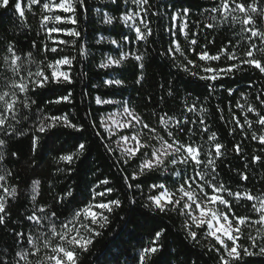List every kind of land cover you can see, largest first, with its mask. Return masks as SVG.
Returning a JSON list of instances; mask_svg holds the SVG:
<instances>
[{
  "label": "trees",
  "instance_id": "1",
  "mask_svg": "<svg viewBox=\"0 0 264 264\" xmlns=\"http://www.w3.org/2000/svg\"><path fill=\"white\" fill-rule=\"evenodd\" d=\"M15 2L16 0H10L6 9L0 8V93L9 91V85L17 79L4 60L9 55L6 47L9 42L15 45L17 54L21 56L23 70L20 76H26L28 71L35 72L37 65L43 67L47 61L64 55L75 59L71 66H63L65 71L70 72L72 81L70 84H61L55 89V94L51 86L30 90L27 96L36 103L27 109L18 103L15 121L9 115V124L15 125L17 134L5 136L0 133V138L6 140V144L0 147L4 154V159L0 160V174H4L5 170L12 173L5 181H0V184H4L9 191L13 187L17 189L14 196H8L0 190V195L5 196L4 203L8 213L6 224L0 225V260L6 264H15L16 260L20 259L16 256L17 252L32 251L31 246L24 240L17 241L14 235L17 232L29 234L45 231L46 235H51L46 229L36 226L34 221L26 220V215L31 214L34 207L45 206L50 211H55L63 220L70 217L72 211L83 202L91 200L90 190L95 184L108 179L107 187L115 190L108 199L118 198L122 206L108 214L109 223L105 228L99 229L101 235L95 238L90 250L79 256V264H138L139 251L148 245L154 232L161 229L164 230L159 241L162 248L153 254L150 264H219L218 253L213 247L215 241L205 235L206 226L201 230L192 225L191 230L197 232V238L193 240L189 237V229L186 227V220L191 224L190 219L175 211L161 213L144 207L146 197L156 194L154 190L150 191L151 184L163 182L170 191H174L178 186L180 178L172 175L173 166L169 164L167 171L161 168L158 172L146 173L139 176L135 182L130 180L133 187H126L122 176H130L134 171H138L140 154L124 164L123 154L114 142L115 137L105 131L101 121L106 113L122 106V102H128L142 118L143 123H147L150 128H156L157 132L167 139L163 126L159 124V116L167 113L168 116L182 119L187 115L190 120L202 117L210 129L209 133L204 134L199 123L189 124L186 129L193 128L194 131L188 133L185 130L183 133H177L176 138L183 142L194 141L207 151L211 143L207 142V136L215 133L217 142L224 146L223 156L215 161L217 181L230 187L233 192L247 191L264 199V162L254 163L251 160L253 155H259L264 159V146L258 140L251 139L252 133L264 134V129L255 123V113H247L236 106L239 102L246 109L248 104H252L257 111L264 112V106L256 100L257 95L264 93V74L254 67L242 65V70L224 75L213 82L214 86L210 92L207 87L208 81L192 76L180 67L185 62V56L202 67H226L231 63L223 55L218 61H200L194 52L188 51L190 47H194L196 52L207 50L210 55H216L220 49L227 47L241 58L251 43H255L257 48L264 47L259 38H252L250 41V32L244 30L251 27L264 32V16L257 17L249 12L254 16L255 22L245 26L240 22L244 15L239 11L232 12V16L237 18L235 22L231 17L225 22L220 14L212 12L216 0H150L148 19L153 34L147 41H135L134 33L119 19H114L111 24L103 22L104 13L119 17L125 7L134 6L113 3V0H86L85 8L77 11L76 25L71 23L60 25L65 29L75 28L81 36L72 37L66 32L53 34L58 40L68 41L67 44L56 45L61 49L57 55L42 50L44 43L49 47L54 45L47 39L39 24L40 9L33 6L29 11L26 7L27 0H20L22 5H25V16L22 18L14 11ZM243 2L251 3L252 0ZM257 3L264 8V0H257ZM185 8L190 10L186 29L188 37L186 38L176 28H172V32H175V37H172L169 32L172 23L170 17ZM98 9L100 11H97ZM57 14L69 15L60 12ZM183 22L184 17L181 16L177 27ZM207 24L214 27L206 28ZM123 35H128L132 42L120 45L111 43L112 39L120 41ZM173 38L180 43L184 56L165 54ZM191 39L197 40L195 46L189 44ZM81 45L85 48L84 54L79 52ZM122 51L145 55L144 79L141 84L136 83L141 74L139 62L132 57L119 66L100 67L108 56L118 58ZM28 53H31L30 58ZM256 58L264 59V53L257 52ZM189 67L192 71H199L198 68ZM108 79H122L124 85L108 86L104 83ZM228 89L235 91L229 94ZM69 92L71 93L69 101L49 103L55 99L56 94L67 95ZM241 93L244 94L243 97ZM96 97L112 100L114 103L97 104ZM192 105H197V110L187 112L186 106ZM201 107L205 111L201 112ZM233 112L241 119V123L243 117L247 115L248 119L253 121L252 128L248 129L245 125L243 131L233 132L234 125L231 122ZM65 113L73 123L82 124L83 130L77 132L71 128L57 126L45 133H36L39 136V143L33 151L32 135L38 122L37 118L42 115L59 116ZM8 131L11 133L13 129L8 128ZM143 134L145 143L150 145L156 143L148 129H143ZM79 142L86 144V150L78 160L71 165L57 162L61 154L73 151V146ZM106 144L113 151H109L105 147ZM236 144L241 145L242 154L234 151ZM12 153L16 155L13 156ZM69 167L70 172L67 171ZM183 167L181 165L179 169L182 170ZM240 173L247 175V180H242ZM35 180L40 181V184L35 193L36 200L33 201L32 182ZM137 184L139 188L135 186ZM69 190L73 192V196L66 198L62 203L57 202V197L63 196ZM99 190L102 191L103 188ZM129 197L135 199V204L130 203ZM225 198L232 203V211L236 215L256 218L251 211L252 202L227 196ZM255 203L259 205V199ZM218 207L220 211H224L222 205ZM242 227L243 235L238 243L247 247L250 245L247 235H256V228L259 225ZM55 243L53 240V244ZM250 250L258 251V248ZM49 252L50 250H45L41 246L40 253L30 255L28 260L31 264H38V261ZM21 264L25 262L21 261ZM241 264H264V255L244 256Z\"/></svg>",
  "mask_w": 264,
  "mask_h": 264
},
{
  "label": "snow or ice",
  "instance_id": "2",
  "mask_svg": "<svg viewBox=\"0 0 264 264\" xmlns=\"http://www.w3.org/2000/svg\"><path fill=\"white\" fill-rule=\"evenodd\" d=\"M113 3H123V5L134 6L125 7L119 17H114L108 13L103 14V22L111 24L114 19H119L126 25L133 33L135 41H147L148 37L153 34L150 27L149 8L150 0H113ZM10 4V0H0V8H7ZM86 0H27L26 7L30 11L33 6L40 9L39 24L47 35V39L53 42L52 47H49L47 43L42 44V50L47 53L59 55L61 49L56 45L67 44L66 40H58L53 36L54 33L66 32L67 35L79 38L81 33L75 28L65 29L60 27L61 24L71 23L76 25L78 22L77 11L78 9H84ZM14 11L18 13L20 17L25 16V5H22L20 0H16L14 3ZM97 11H100L99 9ZM189 9H182L180 13H173L170 17L171 27L169 32L172 37H175V32H172V28H176L186 38L188 37L187 29V17L189 15ZM212 12L221 15L223 21L227 22L229 17L235 22L237 18L232 16V12L239 11L244 15L242 21L243 25L249 26L254 24V16L249 12L255 14L257 17L264 16V8L260 7L257 0H252L251 3H245L243 0H216V6L211 9ZM65 13L69 15L57 14ZM158 14V13H154ZM184 17V22L177 27L180 17ZM53 26H49V25ZM206 28H212L214 25L207 24ZM244 30L250 32L249 40L252 38H259L264 43V32L259 29H253L246 27ZM195 35V33H193ZM101 39H104L101 37ZM131 39L128 35H123L120 41L115 39L111 40L114 45H120L121 43H131ZM189 44L195 46L197 44L196 39H191ZM33 42V47H35ZM7 52L8 56L4 58L5 63L11 69L14 76L17 79L13 80L9 85L10 90L0 93V133L5 136L16 135L15 125L9 124V115L13 121L16 120L17 104H21L23 108L27 109L31 105L35 104L34 100H30L27 96L32 89H41L52 87L54 94L55 89L63 83H71V75L69 71H61V66H71L74 57L67 55L61 56L58 59L47 61L43 67L37 65L35 72L28 71L26 76H20V72L23 70L21 65V56L17 54L15 45L11 42L8 43ZM190 52H194L200 61H218L221 56H226V59L230 61L226 67H202L191 59H187L185 56V62L180 65L185 72H188L192 76H196L201 80L208 81L207 87L209 91L213 89V82L218 81L224 75H230L234 71L242 70V65L254 67L264 74V59H257L256 53H264V47L257 48L255 43H251L248 50L244 53L243 58L238 57L234 51H229L227 47L222 48L216 55H210L207 50H201L196 52L194 47L188 49ZM79 52L84 54L85 48L80 46ZM165 54L173 55L180 54L184 56V51L181 48L180 43L175 38L169 42V47ZM28 57H31V53H28ZM129 57L134 58L139 62L138 67L141 70L140 76L137 78L136 83L141 84L144 79V59L143 53L137 54L136 52H121L118 58L108 56L106 61L100 65L102 68H107L112 65L119 66L124 63ZM198 68L199 71H192L191 68ZM50 70V72L46 71ZM203 73V74H201ZM104 83L108 86H123L124 81L122 79H108ZM229 94H232L235 90L228 89ZM21 94H23V100H21ZM171 95V91H169ZM71 93L67 95L56 94L54 100H50L49 103L59 104L64 101H69ZM243 97L244 94L241 93ZM257 102L261 106H264V93L257 95ZM96 103L112 104V100H102L100 97H96ZM247 113H255L256 121L262 129H264V112L257 111L256 107L252 104H248L247 108L237 102L236 105ZM187 112H195L197 105L186 106ZM123 112L121 116L130 117L122 122H118L115 119L112 120L113 124H118L119 128L135 129L136 125H141V130L148 129L151 137L156 141L155 144H147L142 142L140 133L133 131L131 136H121L120 140L127 145L129 142L134 144V147H123V163L127 164L133 157H137L140 154V163L138 165V171H134L131 175H123L122 179L128 188L133 187L139 176H143L146 173L158 172L161 168L165 171L168 170V165L173 166L172 175L179 177L180 182L174 191H170L169 187L165 183H153L149 186L150 191H155V195H148L144 207L149 208L152 211H158L161 213H167L169 211H175L188 219L191 224L186 220V227L189 229L188 235L191 239L196 240L197 232L192 231V225H195L197 229L204 230L206 226L205 235L212 238L215 241L213 245L214 250L218 253L219 264H241L244 256L252 255H264V199H260L250 192L237 190L233 192L230 187L225 186L222 182H218L216 179V165L215 161L223 156V145L217 142V136L215 133H211L207 136V142L210 143V147L207 151L204 150L202 145L196 144L194 141L183 142L177 139V133H183L187 130L188 133L194 131L193 128H187L189 124L195 125L199 123L201 125V131L204 134L209 133L205 120L201 117L197 120H190L187 115H184L182 119L168 116L167 113L159 116V124L163 126L167 139L157 132L156 128H150L147 123H143L142 118L139 117L134 109H132L128 102H122ZM200 111H205L202 107ZM86 115H90L87 114ZM223 119V117H221ZM27 119V117H25ZM112 119V115L109 116ZM38 122L35 126L34 133L32 135V150L35 151L39 143V136L36 133H45L49 129L57 126L65 128H71L77 132L83 130L82 124L73 123L68 114L62 115H42L37 118ZM231 122L234 125L232 131H243L245 125L248 129L253 126V121L248 119V116L243 117V123L241 119L233 112L231 114ZM18 123V121H17ZM103 125V121H101ZM105 131H111L110 126L103 125ZM8 128H12L13 131L9 133ZM23 134V133H19ZM99 135V133H97ZM252 140H258L259 143L264 146V134L257 135L251 134ZM6 144V140L0 138V147ZM159 145L158 147L156 145ZM105 147L109 151H113L107 144ZM74 150L69 151L66 154H61L58 157L57 162H63L67 165H71L75 160H78L86 150V144L79 142L73 146ZM143 150V151H142ZM234 151L237 154H242V147L240 144L234 145ZM13 156L16 153H12ZM4 159V154L0 151V160ZM252 162H264L259 155H253L251 157ZM184 166L183 169H179V166ZM247 167V164L245 165ZM189 169L191 171H189ZM58 171H65V169H58ZM67 171H71L69 167ZM12 173L9 170H5L4 174H0V181H5L7 177ZM242 180H247V175L240 173ZM175 183V181L173 182ZM33 184V195L31 199L36 200L37 186L40 181L35 180ZM109 184L108 179H104L95 184L90 190L91 200L83 202L81 206H78L72 211L70 217H65L61 220L55 211H50L45 206L38 208L34 207L31 214L26 215V220L29 222L34 221L35 225L41 229H46L51 233L50 236L46 235L45 231H38L36 233L26 234L24 232H17L14 235L19 242L21 239L31 246L32 251H20L16 253L20 259L16 260L15 264H21L24 261L25 264H31L28 260L30 255H38L41 251V246L45 250H50L44 258L38 261V264H79V256L90 250V246L93 244L95 238L101 235L99 229H103L109 223V215L115 209L122 206L120 199H108L110 194L115 190L112 187H107ZM137 188L140 186L135 185ZM195 186V187H193ZM103 188V190H99ZM0 190L8 196H14L17 189L13 187L11 191L5 187L4 184H0ZM179 194V195H177ZM73 192L71 190L64 193L63 196L57 197V202L62 203L66 198L72 197ZM229 198H235L236 200H246L251 203V211L256 215L253 219L248 215H236L233 211V205ZM259 199V205L255 203ZM130 203L135 204V199L129 197ZM5 196L0 195V225L6 224V218L8 216L5 207ZM222 205L224 211H220L217 207ZM198 212V215L196 214ZM259 225L256 228V235L248 234L247 240L250 241V245L245 247L238 243L243 235V227H252ZM163 229L155 231L152 239L148 245L142 247L138 253V264H150L153 254L159 252L162 245L159 243L163 234ZM53 240L56 241L53 244ZM258 251H251L250 249H257ZM243 253V255L241 254ZM0 264H6L5 261L0 260Z\"/></svg>",
  "mask_w": 264,
  "mask_h": 264
},
{
  "label": "rangeland",
  "instance_id": "3",
  "mask_svg": "<svg viewBox=\"0 0 264 264\" xmlns=\"http://www.w3.org/2000/svg\"><path fill=\"white\" fill-rule=\"evenodd\" d=\"M61 71H65L63 69V66H61ZM123 112V108L122 106H119L117 108H115L114 110L106 113L104 116H103V124L104 125H107V126H110L111 128V131H108V133L111 135V136H114L115 137V144L116 146L118 147V149L121 151V153L123 154V147L124 146H127V147H134V144L129 142L127 145H125V142L120 140V137L121 136H131L132 135V132L133 131H137L140 133V137H141V140L142 142L145 143L144 141V134H143V131H140L141 130V127L140 125H136L135 129H130V128H119L118 127V124H113L112 120L115 119L116 121L118 122H122L126 119H130V117H126V116H121L120 113ZM112 115V119H109V116ZM159 146V145H158ZM157 146V147H158ZM219 206V205H218ZM217 206V207H218ZM219 208V207H218ZM198 215V212L196 213Z\"/></svg>",
  "mask_w": 264,
  "mask_h": 264
}]
</instances>
